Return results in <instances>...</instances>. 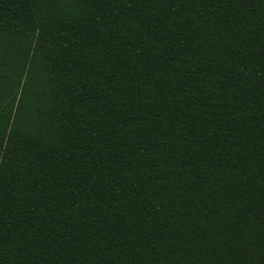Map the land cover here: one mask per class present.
<instances>
[{
    "label": "trees",
    "instance_id": "obj_1",
    "mask_svg": "<svg viewBox=\"0 0 264 264\" xmlns=\"http://www.w3.org/2000/svg\"><path fill=\"white\" fill-rule=\"evenodd\" d=\"M0 264H264V0H0Z\"/></svg>",
    "mask_w": 264,
    "mask_h": 264
}]
</instances>
